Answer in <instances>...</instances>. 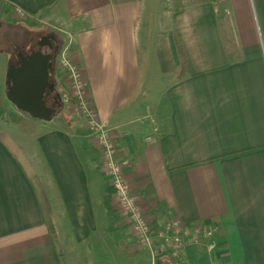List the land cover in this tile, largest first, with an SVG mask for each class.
Returning <instances> with one entry per match:
<instances>
[{
	"label": "crops",
	"instance_id": "0c3cea01",
	"mask_svg": "<svg viewBox=\"0 0 264 264\" xmlns=\"http://www.w3.org/2000/svg\"><path fill=\"white\" fill-rule=\"evenodd\" d=\"M168 1L170 31L153 40L145 10L162 0H0V10L19 18L7 27H62V47L70 34L90 104L130 159L128 183L152 224L215 230L195 232L185 264H264V0ZM23 54L12 64L13 52L0 53L14 110L8 71ZM22 115L26 124L0 126V264H154L127 255L136 242L148 248L88 126ZM156 264L172 263L161 254Z\"/></svg>",
	"mask_w": 264,
	"mask_h": 264
},
{
	"label": "built area",
	"instance_id": "2783aa9c",
	"mask_svg": "<svg viewBox=\"0 0 264 264\" xmlns=\"http://www.w3.org/2000/svg\"><path fill=\"white\" fill-rule=\"evenodd\" d=\"M18 12L22 14L21 11ZM71 43L70 40V43L61 49L56 62L60 66L59 69L65 72V76L69 78L71 87L74 89L77 113L96 138L103 166L109 179V187L119 203V208L125 213L128 225L137 236V241L141 246L147 247L153 256L156 253L168 255L172 264H185L182 250L186 244L194 242L195 232L203 233L206 235L205 237L210 238L215 230L213 228L199 229L177 220L160 227L154 226L150 222L125 178V170L131 166L130 160H127L109 139V130L100 123L86 95V82L80 68L71 58ZM209 249L212 250V248Z\"/></svg>",
	"mask_w": 264,
	"mask_h": 264
},
{
	"label": "rangeland",
	"instance_id": "374dc122",
	"mask_svg": "<svg viewBox=\"0 0 264 264\" xmlns=\"http://www.w3.org/2000/svg\"><path fill=\"white\" fill-rule=\"evenodd\" d=\"M169 4H170V2L168 0H165L164 3L162 0V3H158V2L155 4L150 3V7L147 10H145V19L143 21V26H144V30H145L144 34L150 35L151 40H153V38L156 36H163L166 34V32L170 31L167 19L169 17L168 13L172 12V9L170 8ZM0 16L5 18V20H6V21H3L4 23H0V39H1L0 40V51L5 49L6 51H9V52L18 51L19 53L25 52L26 54H28V51L32 50L34 47H37V42H39V40H35V42H33L32 38H35L36 34H38L39 32H43L46 29V28H44V30H42L43 28H42V26H40V25H42L41 22H39V21L38 22H27V24H25L23 22H26V21H22L19 24H15V26L10 25L9 27H7L8 23H10L12 20V18H11L12 16L7 15L5 13V11H2V10H0ZM13 16L15 18L12 21L16 22L19 20V18L17 16H15V15H13ZM50 28L53 31H44L45 32L44 36H47V34H50L49 32H51V34H52V32L58 33L59 29L60 30L63 29L62 27H58V26H54V27H50ZM15 31H18L19 35L14 37V38L13 37L10 38V36L13 35V33L15 34ZM66 33H64V37H67ZM69 37H70V34H68V41L65 44V46L70 43ZM9 38H10V40H9ZM66 40H67V38H66ZM62 43H63V41H62ZM62 48L63 47H61V49ZM71 48H72V43L70 44V49ZM61 49H60V51H61ZM60 51H59V53H60ZM59 53L57 54V56L55 58V63H54L56 71H57V75H56L57 76V78H56L57 85L56 84L55 85H56V89L58 88L57 94L59 96V101L61 102V106H63V107H61V109L59 108L60 112H58V115H56V117H57L56 122L65 123L66 126H69V124H75L77 126V128H79V130L82 133L87 134V133H89V130L85 127V123L80 118H78L77 113H75L76 106H75L74 101H76V98H75V95H73L75 93L74 89H72V87H71V83L69 81V78L67 76H65V72L63 70L59 69L60 66L56 62L57 57L59 56ZM64 120H66V122ZM2 124H4V121H1V119H0V126ZM71 127H73V126H71ZM124 156L127 158V160H130L126 155H124ZM126 169H128V168H126ZM126 175L127 174L125 171V176ZM125 178L128 181L127 176ZM109 201H110V204H108V206H109L108 210H109L110 214L114 217V212H115V214H116V212L118 214L117 207L115 206V203L112 201V197L111 198L109 197ZM115 216H118V215H115ZM149 220H150V218H149ZM109 236H110L109 239H111V238L114 239L113 233ZM133 240H134L133 238H129V243H131ZM119 241H120V243H122L121 240H119ZM127 241H125V242H127ZM136 244H137V242H136ZM136 244H135V246H137V248L134 245L129 246V248L132 249V252H136V253H132V255L130 253H127V255L130 257L134 256L136 258L140 257L141 260H143L142 262L150 259L153 261L154 264H156V260H158V257L161 254L156 253L153 256L152 253H150L148 249L140 248L138 246V244L137 245ZM138 251H140V252H138ZM74 258H77V257H74ZM143 264H146V262H144Z\"/></svg>",
	"mask_w": 264,
	"mask_h": 264
},
{
	"label": "water",
	"instance_id": "95a60500",
	"mask_svg": "<svg viewBox=\"0 0 264 264\" xmlns=\"http://www.w3.org/2000/svg\"><path fill=\"white\" fill-rule=\"evenodd\" d=\"M54 37L52 34L50 38L55 39ZM46 39L48 38L41 40V46ZM47 43L51 44V41ZM20 58V64L11 66L8 71V98L19 111L34 119L49 121L56 112L45 103L48 93L51 94L56 89V85L50 80L52 56L38 50L27 56L23 54Z\"/></svg>",
	"mask_w": 264,
	"mask_h": 264
},
{
	"label": "trees",
	"instance_id": "16d2710c",
	"mask_svg": "<svg viewBox=\"0 0 264 264\" xmlns=\"http://www.w3.org/2000/svg\"><path fill=\"white\" fill-rule=\"evenodd\" d=\"M0 23H4V22H0ZM3 25V24H2ZM12 27V26H11ZM54 41L53 43L55 44V47L57 48L55 50V52L53 53L52 55V65H53V69L51 71V82L56 84L57 85V81H56V78L54 76V74L56 73V68H55V58L57 56V54L59 53L61 47H62V39L60 38L59 34L54 32ZM19 35V32L18 31H15V34L13 33V35L11 36V38L13 37H16ZM44 35V32H39L38 34H36L35 38H32V41L35 42V40H40L41 37ZM1 40V39H0ZM10 40V38H9ZM6 51L5 49L0 51L1 52H4ZM13 52V56H12V64H16L18 63V54L19 52L18 51H12ZM17 52V53H16ZM24 54H26L24 52ZM29 54V53H28ZM55 72V73H54ZM55 93L57 94V89L55 90ZM52 98V97H51ZM63 107V106H62ZM58 112H60V110L58 109ZM58 112L56 114H54V117H56V115H58ZM26 115L24 112L22 111H18V110H14V109H11L3 100V97H2V94L0 92V119L1 121H4V122H7V123H14V124H20V125H23V124H26L27 123V120L23 117V115ZM155 226V225H154ZM153 234L155 235L156 232L154 231Z\"/></svg>",
	"mask_w": 264,
	"mask_h": 264
},
{
	"label": "flooded vegetation",
	"instance_id": "af4514ba",
	"mask_svg": "<svg viewBox=\"0 0 264 264\" xmlns=\"http://www.w3.org/2000/svg\"><path fill=\"white\" fill-rule=\"evenodd\" d=\"M52 34H47V36H42L41 39L39 40V42H37V47H34L32 50L28 51L29 54H31L32 52H35V51H43L45 54H50L51 56L53 55V53L55 52V50L57 49L55 47V44L53 43L54 39L50 38ZM45 39V38H48L46 39L47 41H51V44L50 43H47V41L44 42L43 46L40 45V42L42 39ZM39 43V44H38ZM24 53V52H23ZM29 54H24L25 56L29 55ZM57 73V71H56ZM56 90V89H55ZM48 97H47V100L45 103H47V106L48 107H51V108H54L55 109V114L58 112V109L62 106L61 105V102L59 101V96L58 94L55 93V91L53 93H48ZM52 97V98H51ZM59 109V110H60ZM54 115V114H53Z\"/></svg>",
	"mask_w": 264,
	"mask_h": 264
}]
</instances>
